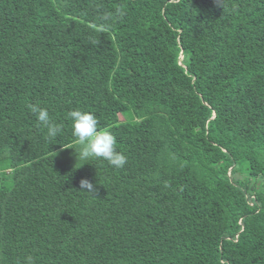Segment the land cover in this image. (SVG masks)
<instances>
[{
  "label": "trees",
  "instance_id": "trees-1",
  "mask_svg": "<svg viewBox=\"0 0 264 264\" xmlns=\"http://www.w3.org/2000/svg\"><path fill=\"white\" fill-rule=\"evenodd\" d=\"M76 108L124 168L76 157ZM27 256L264 264V0H0V264Z\"/></svg>",
  "mask_w": 264,
  "mask_h": 264
},
{
  "label": "clouds",
  "instance_id": "clouds-1",
  "mask_svg": "<svg viewBox=\"0 0 264 264\" xmlns=\"http://www.w3.org/2000/svg\"><path fill=\"white\" fill-rule=\"evenodd\" d=\"M217 3L223 8V0H217ZM117 14L122 16L123 12L118 9ZM111 16L112 13H108L104 19L107 20ZM27 108L35 115L39 126L45 130L46 139L55 140L61 134L62 126L52 119L46 107L39 104H29ZM68 118L71 121V134L79 144V148L74 149L76 157L85 163L99 159L106 161L114 169L124 168L127 163V156L118 150L116 138L110 132L100 130V122L94 113L76 108L68 113ZM80 190L93 195L96 187L91 181L84 178L80 181ZM24 264H34L33 258L31 256L25 257Z\"/></svg>",
  "mask_w": 264,
  "mask_h": 264
},
{
  "label": "water",
  "instance_id": "water-1",
  "mask_svg": "<svg viewBox=\"0 0 264 264\" xmlns=\"http://www.w3.org/2000/svg\"><path fill=\"white\" fill-rule=\"evenodd\" d=\"M182 57V55L180 56V58Z\"/></svg>",
  "mask_w": 264,
  "mask_h": 264
}]
</instances>
